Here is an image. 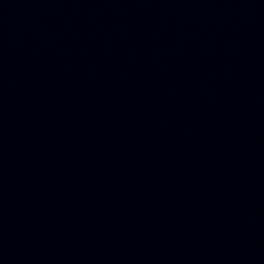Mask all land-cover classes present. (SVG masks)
<instances>
[{"label":"water","instance_id":"1","mask_svg":"<svg viewBox=\"0 0 264 264\" xmlns=\"http://www.w3.org/2000/svg\"><path fill=\"white\" fill-rule=\"evenodd\" d=\"M0 264H264V0H0Z\"/></svg>","mask_w":264,"mask_h":264}]
</instances>
